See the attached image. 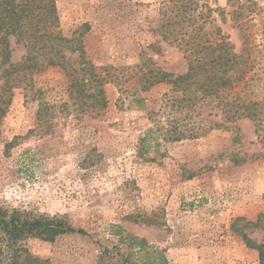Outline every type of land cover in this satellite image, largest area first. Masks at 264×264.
Returning <instances> with one entry per match:
<instances>
[{"label":"rangeland","instance_id":"374dc122","mask_svg":"<svg viewBox=\"0 0 264 264\" xmlns=\"http://www.w3.org/2000/svg\"><path fill=\"white\" fill-rule=\"evenodd\" d=\"M168 1L57 0L66 36L90 26L81 38L86 56L111 76L104 110L73 100L60 67L20 77L0 127V206L58 215L86 232L27 241L50 264H112L116 246L129 251L116 226L152 245L134 259L156 250L170 264H261L232 225L264 213V131L242 119L196 139L143 140L155 120H167L171 86L142 90V72L150 60L174 74L188 69L185 52L157 32ZM197 1L226 10L212 16L237 52L249 39V94L264 101V0ZM12 46L18 63L25 50ZM42 103L50 107L45 123L38 119ZM245 231L264 242V230Z\"/></svg>","mask_w":264,"mask_h":264},{"label":"trees","instance_id":"16d2710c","mask_svg":"<svg viewBox=\"0 0 264 264\" xmlns=\"http://www.w3.org/2000/svg\"><path fill=\"white\" fill-rule=\"evenodd\" d=\"M163 5V20L157 32L185 52L188 69L185 73L174 74L150 60L153 66L142 72L139 77L142 90L161 83L171 86L164 99L165 106L170 109L167 120H155L143 140L158 141L159 137L166 142L196 139L242 119L254 122L256 133L264 131V101L252 99L249 94L255 76L253 47L245 37L242 52H237L212 16L217 10H226L213 8L209 3L199 4L197 0H170ZM89 27L84 24L72 37L66 36L61 30L57 0H0V127L13 102L21 75L49 67H60L65 71L70 96L80 102L83 109L100 112L107 107L105 86L111 76L103 74L107 69L99 68L86 56L81 38ZM13 42L25 50L18 63L12 61ZM49 108L47 103L40 105V122H46ZM155 134L159 135L155 138ZM18 138L15 137V141ZM15 141L8 142L6 148L12 147ZM240 222H243L242 226ZM249 227L264 230V213L254 221L237 218L232 225L245 244L258 252L259 261L264 264V242L252 239L245 231ZM115 228L120 242L128 245L129 251L123 253L116 246L109 257L112 264H170L167 257L156 250L146 258L134 259L137 251H148L152 245L121 226ZM68 233L86 232L76 230L58 215L0 206V264H50L49 260L34 256L27 241L54 242ZM107 252L105 249L103 260Z\"/></svg>","mask_w":264,"mask_h":264}]
</instances>
